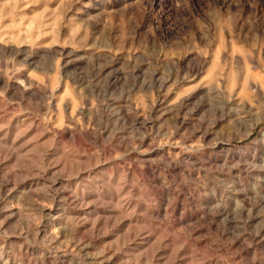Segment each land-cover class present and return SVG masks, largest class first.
<instances>
[{"label": "rangeland", "instance_id": "1", "mask_svg": "<svg viewBox=\"0 0 264 264\" xmlns=\"http://www.w3.org/2000/svg\"><path fill=\"white\" fill-rule=\"evenodd\" d=\"M0 264H264V0H0Z\"/></svg>", "mask_w": 264, "mask_h": 264}]
</instances>
